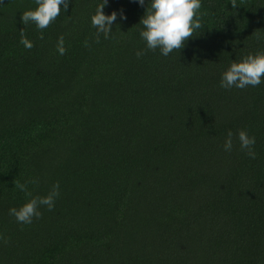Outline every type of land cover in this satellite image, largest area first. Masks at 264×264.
Here are the masks:
<instances>
[{"label": "trees", "instance_id": "16d2710c", "mask_svg": "<svg viewBox=\"0 0 264 264\" xmlns=\"http://www.w3.org/2000/svg\"><path fill=\"white\" fill-rule=\"evenodd\" d=\"M102 2L69 0L40 30L21 19L35 0H0V264H264V81L221 87L264 52V0H201L203 27L168 56L140 36L150 0H108L97 43ZM32 179L60 194L22 224L15 180Z\"/></svg>", "mask_w": 264, "mask_h": 264}, {"label": "clouds", "instance_id": "9594fccd", "mask_svg": "<svg viewBox=\"0 0 264 264\" xmlns=\"http://www.w3.org/2000/svg\"><path fill=\"white\" fill-rule=\"evenodd\" d=\"M35 3L38 7L23 11L21 19L25 25L31 22L40 30L49 27L61 15L62 10L66 11L69 6V0H35ZM138 3L144 5L145 0H138ZM231 3L233 8H236L237 0H231ZM107 4L108 0H103L91 17L92 26L97 29V43H99L100 33H103L105 38L109 37L113 23L117 20L118 13L116 11H113L111 15L105 14L104 7ZM61 5H63V9ZM201 7V0H150L146 14L139 22L143 25L140 36L146 41L147 50L155 51L159 48L162 55L168 56L174 50L183 49L189 38L196 36V31L203 27ZM121 16L126 19L122 12ZM20 36V43L25 48H33L32 41L27 38L23 30H21ZM40 39H43L42 34ZM85 46H87V41ZM57 51L60 55H64L66 52L63 36L58 40ZM145 54V51L136 53L137 57ZM262 81H264V52H257L249 54L239 61H233L222 74L221 87L244 89L248 86H259ZM232 136L233 133L229 131L224 144L225 151L230 152L233 148ZM238 139L241 150H246L247 155L255 159L257 155L253 150V145L256 142L255 137H250L245 130H240ZM28 184L36 185L38 180L32 179L25 183L15 180V188L24 192L31 199L19 209L11 208L9 210V214L22 224H30L34 217L40 218L42 216L39 211L41 205L47 206L48 210H53L55 200L60 194L59 182L53 185L48 195L43 197L33 196L28 189Z\"/></svg>", "mask_w": 264, "mask_h": 264}]
</instances>
